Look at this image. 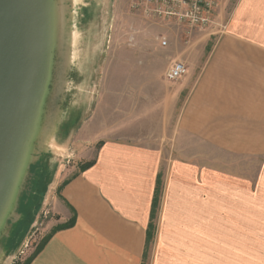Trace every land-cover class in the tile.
I'll return each mask as SVG.
<instances>
[{"label": "crops", "instance_id": "obj_1", "mask_svg": "<svg viewBox=\"0 0 264 264\" xmlns=\"http://www.w3.org/2000/svg\"><path fill=\"white\" fill-rule=\"evenodd\" d=\"M213 19L212 32L199 39L200 47L211 46L209 52L191 54L186 75L165 85L159 104L156 79L173 62V54L175 59L184 54L182 40L174 42L179 49L162 46L161 38L173 34L165 25L158 27L155 40L133 38L137 76L153 79L139 89L148 93V103L139 99L133 125L143 132L141 137L201 142L216 137L215 142L243 141L250 149L254 142L252 149L258 151L249 154L262 156L264 0H234L227 9L215 10ZM183 30L176 29L179 37ZM87 161L92 165L78 170L52 197L57 217L48 234L73 214L74 225L54 232L29 264H144L150 243L154 264H205V202L211 187L221 192L217 173L178 160L162 170L159 150L128 142H102ZM56 190L57 185L53 194Z\"/></svg>", "mask_w": 264, "mask_h": 264}, {"label": "rangeland", "instance_id": "obj_2", "mask_svg": "<svg viewBox=\"0 0 264 264\" xmlns=\"http://www.w3.org/2000/svg\"><path fill=\"white\" fill-rule=\"evenodd\" d=\"M130 1L64 0L66 36L60 47L52 48V80L39 119L50 145L34 153L0 264L27 262L57 217L54 187L80 171L108 141L159 150L162 170L178 160L217 173L221 192L211 187L205 202V264H264V155L249 154L258 151L252 149L255 143L250 149L243 141L215 142L216 137L204 142L193 137H141L143 132L133 125L136 104L148 103V93L140 94L139 89L153 80L137 76L140 66L132 59L133 38L155 40L160 25L172 28L166 46L179 49L174 42L181 38L184 54L177 59L173 54V59L187 68L191 54L209 52L211 46L200 47L199 39L213 28L194 29L187 35L182 25L136 14ZM212 1L218 10L234 0ZM179 27L184 29L181 37L176 33ZM165 85L169 84L163 75L156 79L158 104L164 102ZM154 262L150 243L144 264Z\"/></svg>", "mask_w": 264, "mask_h": 264}, {"label": "water", "instance_id": "obj_3", "mask_svg": "<svg viewBox=\"0 0 264 264\" xmlns=\"http://www.w3.org/2000/svg\"><path fill=\"white\" fill-rule=\"evenodd\" d=\"M47 1L0 0V252L17 214L33 160L25 161V153L35 150L32 137L42 129L39 119L52 80L55 46L48 39ZM8 204L12 213L6 215Z\"/></svg>", "mask_w": 264, "mask_h": 264}, {"label": "built area", "instance_id": "obj_4", "mask_svg": "<svg viewBox=\"0 0 264 264\" xmlns=\"http://www.w3.org/2000/svg\"><path fill=\"white\" fill-rule=\"evenodd\" d=\"M130 8L136 14L155 22H174L185 28L187 35L192 30H204L214 25L212 0H131ZM167 41L161 38V45ZM187 73L185 64L173 61L163 73V80L168 84L179 81Z\"/></svg>", "mask_w": 264, "mask_h": 264}, {"label": "bare ground", "instance_id": "obj_5", "mask_svg": "<svg viewBox=\"0 0 264 264\" xmlns=\"http://www.w3.org/2000/svg\"><path fill=\"white\" fill-rule=\"evenodd\" d=\"M68 7V6H67ZM64 0H54L50 2L49 0L45 6V15L46 21L48 26V39L51 45L55 47H60L61 42L64 41V37L66 34L64 33ZM65 34V35H64ZM67 38V37H66ZM32 141L35 144V150L33 148L29 149L25 153V161H30L33 158L36 149H41L44 146L50 145L49 140L47 138V131L41 129L37 133V137H32ZM25 148L22 147L21 150L23 151ZM26 150V149H25ZM24 150V151H25ZM23 151V153H24ZM22 175V161L20 166V171L18 174V178L16 184L20 181ZM16 189V187L14 186ZM12 213V206L10 204L7 205L6 215Z\"/></svg>", "mask_w": 264, "mask_h": 264}, {"label": "trees", "instance_id": "obj_6", "mask_svg": "<svg viewBox=\"0 0 264 264\" xmlns=\"http://www.w3.org/2000/svg\"><path fill=\"white\" fill-rule=\"evenodd\" d=\"M92 165V161H89V162H85L84 164H82L80 166V171L81 170H84L86 169L87 167L91 166ZM68 181V180H67ZM67 181H64L58 188V192L60 191V189L67 183ZM159 188H160V180L159 178L157 179V185H156V190H155V194H154V198H153V202H152V209H151V217H153L154 215V212H155V208H156V204H157V197L159 195ZM75 223V216L73 214L72 218L65 222L64 224H61V225H56L54 226L50 233L44 238V241H42V243H40L36 249L33 251V253L31 254V256L28 258L27 262L25 264H29L31 262V260L36 256V254L40 251V249L42 248L43 246V243L54 233L56 232L57 230H60V229H65V228H68V227H71L73 226ZM152 230V224L150 223L149 226H148V229H147V238L150 237V231Z\"/></svg>", "mask_w": 264, "mask_h": 264}]
</instances>
